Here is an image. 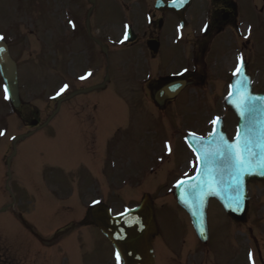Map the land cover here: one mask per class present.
Here are the masks:
<instances>
[{
  "label": "flooded vegetation",
  "instance_id": "obj_1",
  "mask_svg": "<svg viewBox=\"0 0 264 264\" xmlns=\"http://www.w3.org/2000/svg\"><path fill=\"white\" fill-rule=\"evenodd\" d=\"M255 2L191 0L177 5L175 13L165 8L166 4L174 7V0H0L3 8L8 5V32L17 47L23 43L17 52L33 60L31 69L52 66L43 56L36 57L48 48L58 52V72L70 73L75 91L102 84L101 89L81 98L75 113L59 123L58 128L71 126L68 136H61L65 129H49L60 99L54 101V107L24 103L15 114L13 127L19 132L7 141L9 155L13 146L18 149L37 136L23 150L27 154L39 151V158L20 161L15 156L9 161L6 208L26 236L0 240V264H55L47 251L58 245L60 234L75 226L73 219L55 226L58 199L70 196L64 187L77 181L83 166L88 170V187L99 181L105 187L113 183L139 186L140 196L148 193L153 201L157 219L173 229L164 210L168 208L161 205L156 211L154 202H173L175 184L191 175L195 158L185 138L192 133L207 134L211 125L204 107L222 104L221 90L229 81L233 63L243 59L249 72L255 36L248 26L256 10L258 18L259 13L264 17V0H257L262 2L258 8ZM48 12L54 17H47ZM127 28L132 30V41L123 38ZM108 88L118 97H87ZM195 113L200 116L195 118ZM40 134L65 143L71 137L87 162L79 163L73 156L68 160L58 153L53 161L42 160L41 150L48 144L39 139ZM17 135L27 136L15 141ZM132 147L143 150V167L129 165L125 159V151ZM105 187L92 189L89 198L107 199ZM40 202L51 209L49 221V209H38ZM175 215L188 225L187 236L175 238L174 243L163 239L166 237L159 230L152 238L155 264H239L231 233L234 227L223 220L214 200L208 203L206 243L197 239L184 211L177 207ZM37 219L51 235L41 234ZM258 262L264 264V259ZM110 264L120 263L111 259Z\"/></svg>",
  "mask_w": 264,
  "mask_h": 264
},
{
  "label": "rangeland",
  "instance_id": "obj_2",
  "mask_svg": "<svg viewBox=\"0 0 264 264\" xmlns=\"http://www.w3.org/2000/svg\"><path fill=\"white\" fill-rule=\"evenodd\" d=\"M1 5L0 32H3L5 34L7 33L6 38L11 42V47L13 51H15L18 43L12 40V36L7 29V21H5L4 18V15L6 14H4V12L7 11L8 5L6 6V8H3V4ZM49 12L47 13V17H54L53 15H49ZM263 21L260 24L261 32H264ZM254 22L257 26L256 17H254ZM259 29L257 31H254L255 35L259 32ZM259 35L260 37L258 39L255 38L256 42L254 43L252 56L251 75L254 90L264 91V34L263 36H261V34ZM20 46L21 44L19 45V47ZM47 51L48 48L44 50L41 49L36 57H45L44 60H49V62L52 64V68H47L46 70L37 69V71L31 68H28V70H26V68L29 66V61L26 58L25 53H15L16 56H14L18 61L21 71L19 73V76L27 84V87L21 95L22 100H32L33 96L36 97V94L40 95L41 98L35 99L34 102L38 103L42 101V98L47 100L49 96L60 92V89L64 85H68V87L62 92L64 96H67L74 91L75 85L71 81L69 72H58V52L55 53L54 51ZM46 52L48 56H46ZM47 66L50 67V65ZM62 82L67 83H63V85H60ZM56 86H58V88H56ZM85 96L86 95H79L62 101L57 108L56 117L52 121L49 129L53 128V130L56 132H58V130L62 131L65 129L67 130V132L64 133L62 131L61 136H68L70 134L69 131L71 130V126L67 125L58 128V125L60 122H62V120L68 119V116H72L75 113V104ZM87 97L114 99L117 98L118 95H116V92L111 88H108L107 91L95 92L87 95ZM209 106L212 107V111L208 114H213L218 111V109H215V106ZM204 108H207V106H205ZM194 116L195 118H198V116L200 115L198 113H195ZM12 119L13 114L10 111L9 105L5 101L4 95L0 89V131L4 133V135L0 136V238L4 241H10L12 239V235L17 236L19 234L20 236H26L25 232L21 230L18 225H16L15 220L12 218L8 210H2V208H4L6 206V203L8 202L9 186L11 185V183H9V181L5 179L6 172L2 162V156L6 152L5 145L8 141V138L11 136V131L14 130V127L12 126ZM224 119L229 123L231 122L229 114H225ZM234 129L235 127L233 123V125L229 127L228 134L232 135L234 133ZM56 136H58V133ZM36 137L27 139L18 147L15 160L19 159L20 161H22L23 158H28L30 156H33L36 159L39 158V151L27 154L23 150V147L32 145ZM38 137L48 144V146L41 150L42 160L53 161L52 159L55 158L57 153L60 155H67L66 158L68 160L71 156H73L79 163H86L88 160L86 154L74 148V144L70 140L71 137L68 138L69 141L67 143L63 141L58 142L55 140L56 138L52 140L44 138L41 134L38 135ZM125 152V159H127L129 165H138L139 167L144 166V163L142 162L145 157L143 150L137 147H132L127 148V151ZM58 158L60 161L64 160V158ZM68 166L70 167L71 164H68ZM83 167H85L84 170H82V168L78 169L77 181L74 184H69L68 186L64 187H68L67 191L70 196L68 198L58 199V223H55V226H58V228L64 226L71 219H73V221H80L85 214V207L88 205L87 203L90 202V191L92 189L101 190L105 187L104 184L101 183V181L88 187L86 180L88 170L86 166ZM11 169L13 170V165H10V170ZM6 187H8V190H6ZM26 187L28 190H30V186L28 184L26 185ZM105 188L109 190V196L107 197V199L102 201L107 206L112 208V213H117L120 210L127 209L131 205L139 201L138 195L140 194V187L135 186L134 184L127 183V185H123L120 183H113L110 184V186H106ZM248 193L250 200L247 222L245 224L239 225V233H237L236 236L233 235L234 247L238 245V260L240 264H243L246 261L248 253L251 249H254V251L261 249L262 242H264V187H262L261 185L257 188L249 189ZM39 204H41V206H39L38 209L42 211L49 209V205L41 202ZM157 205L168 207V209L164 210L169 213L170 220L172 221L171 223L173 229L171 227L168 228L165 222L158 221L162 236L166 237L163 239L171 240L173 242L175 238L180 240V236L181 238L185 239L188 232V225L183 224L182 219L178 220L176 218V209L173 207L174 204L170 203V200L161 199L157 202ZM31 206L32 204L29 205V208H31ZM37 206L35 203V208H37ZM66 208H69V210H66ZM50 211L51 209H49L46 213V221H49L50 219ZM36 222L38 226H41L40 230L43 236L52 234V231H50L49 228L44 227L43 223H41L38 219L36 220ZM249 226H252L251 232L246 233ZM174 230L176 232L175 235L173 234ZM46 256H52L54 259L53 263L55 264H62L65 262H67L68 264H98L99 261L103 264H110V261L113 257V251L95 226L77 225L69 229L67 232L60 234L58 238V245L54 246L52 250L47 251Z\"/></svg>",
  "mask_w": 264,
  "mask_h": 264
},
{
  "label": "water",
  "instance_id": "obj_3",
  "mask_svg": "<svg viewBox=\"0 0 264 264\" xmlns=\"http://www.w3.org/2000/svg\"><path fill=\"white\" fill-rule=\"evenodd\" d=\"M0 76L10 102L17 107L19 101L16 67L2 41H0ZM246 97L253 98L247 102L252 110L242 116V106ZM256 97L261 99H255ZM226 105L237 120V132L240 130V138L242 139L244 132L248 131L253 141L258 142L264 135V94L252 92L244 66L240 67V71L232 80ZM213 132L215 134L207 138L187 139L197 159L203 157L205 152H213L216 146L222 143L221 135L227 139L220 120L214 124L211 133ZM236 138L237 134L232 141L227 140L229 143L238 144ZM256 150L259 152V149ZM205 167L212 169L210 175H205ZM232 173L233 169L225 160L216 158L213 163L206 165L198 159L196 175L179 184L175 190L178 205L187 212L195 232L203 241L206 239L205 218L209 198H215L234 221L244 222L248 200L246 186L251 181H264V168L254 167L244 173L240 182V200L236 203L237 192L234 190L235 181L232 179ZM89 216L119 255L121 264H154L150 240L157 233V226L152 204L148 198L142 199L137 207L116 216H112L104 205L96 204L89 209Z\"/></svg>",
  "mask_w": 264,
  "mask_h": 264
},
{
  "label": "snow or ice",
  "instance_id": "obj_4",
  "mask_svg": "<svg viewBox=\"0 0 264 264\" xmlns=\"http://www.w3.org/2000/svg\"><path fill=\"white\" fill-rule=\"evenodd\" d=\"M71 23V21H69ZM4 37L0 36V40H3ZM239 59V58H238ZM240 71V65H237L236 72L233 74L236 75ZM68 85H64L60 92H63ZM57 93V95L60 94ZM231 95V93H230ZM5 98L7 99V89H5ZM253 99L252 97H246L245 102L243 103V110L241 115L243 116L245 112H251V108L248 106V101ZM255 99H261L256 97ZM219 118H214L211 123L216 124ZM215 133H209V136L214 135ZM4 135L0 131V136ZM195 135V134H192ZM240 130L237 132V141L236 143H229L223 135L220 136L221 144H218L215 150L211 153L205 152L203 157H199L206 165L213 163L216 158L225 160L229 163L230 167L233 169L232 179L235 181L234 190L237 192L236 203H239L240 200V182L241 177L244 173L249 172L254 167L264 168V135L258 142H254L251 136L248 134V131H245L243 138L241 139ZM259 149V152L256 150ZM205 175H210L212 169L205 167ZM183 183V181H178V185ZM210 186V184H209ZM117 260L119 261V255H117Z\"/></svg>",
  "mask_w": 264,
  "mask_h": 264
}]
</instances>
